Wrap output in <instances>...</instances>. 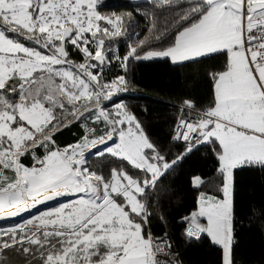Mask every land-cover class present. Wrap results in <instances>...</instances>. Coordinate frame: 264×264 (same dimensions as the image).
Returning <instances> with one entry per match:
<instances>
[{
  "label": "snow or ice",
  "instance_id": "6c2138e0",
  "mask_svg": "<svg viewBox=\"0 0 264 264\" xmlns=\"http://www.w3.org/2000/svg\"><path fill=\"white\" fill-rule=\"evenodd\" d=\"M128 2L149 35L140 37L132 12L100 11L108 0H0V219L57 202L0 228V264L9 252L26 264H182L170 233L152 231L151 201L159 204L163 177L200 145L211 146L220 182L213 190L193 177L199 194L180 220L183 236L208 238L222 264H234V173L264 169V0ZM121 37H136L123 57ZM218 54L225 64L210 74L213 102H183L172 139L184 150L169 159L113 100L129 90L126 76L107 80L106 70L119 64L127 73L131 59L183 64ZM76 121L85 134L61 147L57 135ZM90 157L115 166L105 174Z\"/></svg>",
  "mask_w": 264,
  "mask_h": 264
},
{
  "label": "trees",
  "instance_id": "16d2710c",
  "mask_svg": "<svg viewBox=\"0 0 264 264\" xmlns=\"http://www.w3.org/2000/svg\"><path fill=\"white\" fill-rule=\"evenodd\" d=\"M109 7L101 8L106 14L132 12L134 20L139 21L140 37L149 35L148 21L135 14V9L128 0H108ZM131 31V29H130ZM136 37L131 41L127 37L117 38L121 57L129 50V43L135 46ZM166 46L153 42V47ZM74 60H80L73 55ZM225 57L216 55L214 59L199 62L174 64L169 59L156 58L149 60L131 59L127 73L119 64H113L106 70L105 79L125 75L129 81V90L113 97L116 103L123 102L128 111L136 115L150 140L163 152L171 153L173 159L184 150L182 143L174 142L172 137L181 105L185 100L195 102L198 108H206L213 102V81L210 74L223 70ZM111 110L113 104L105 102ZM87 125L92 127L91 121ZM85 134L81 121L63 130L56 137L57 143L67 146L75 143ZM94 151V150H93ZM27 163V161H26ZM88 164L92 169L108 173L115 166L110 157H90ZM218 160L211 146L200 145L188 154L177 166L175 172L162 179L161 187L165 192L160 195L159 204L151 201L152 231L160 235L164 231L170 233L173 251L182 264H222V251L219 246L212 245L208 238L199 243H189L183 236L182 217L196 208L198 191L192 185L193 177L199 175L207 183L209 189H215L220 182ZM234 224L233 261L234 264H264V169L244 168L234 173ZM57 202L48 205V209ZM40 212H37L38 215ZM163 215L167 228L158 218ZM33 216V215H32ZM31 216V217H32ZM29 216L19 217L15 221L5 222L0 228L12 227L23 223ZM8 264H26L22 257L15 253H7Z\"/></svg>",
  "mask_w": 264,
  "mask_h": 264
},
{
  "label": "rangeland",
  "instance_id": "374dc122",
  "mask_svg": "<svg viewBox=\"0 0 264 264\" xmlns=\"http://www.w3.org/2000/svg\"><path fill=\"white\" fill-rule=\"evenodd\" d=\"M199 176V175H197ZM58 199H64V198H58ZM56 201H50V202H46L45 204H41L38 205L37 208L31 209L30 211L27 212H23L18 216L15 217H10L7 219H0V225L5 223V222H11V221H15L17 220L19 217H23V216H29L31 217L32 215H36L37 212H42V211H46V209L48 208V205L55 203ZM11 211H15V209H11ZM7 228H9V226H7Z\"/></svg>",
  "mask_w": 264,
  "mask_h": 264
},
{
  "label": "built area",
  "instance_id": "2783aa9c",
  "mask_svg": "<svg viewBox=\"0 0 264 264\" xmlns=\"http://www.w3.org/2000/svg\"><path fill=\"white\" fill-rule=\"evenodd\" d=\"M182 105H183V104H182ZM182 105H181L180 107H182ZM179 115H180V112H179V114H178V117H179ZM178 117H177V118H178ZM176 123H177V120H176ZM175 125H176V124H175ZM174 128H175V127H174ZM172 251H173V250H172ZM173 253L176 254L174 251H173ZM176 258L178 259V257H176Z\"/></svg>",
  "mask_w": 264,
  "mask_h": 264
}]
</instances>
